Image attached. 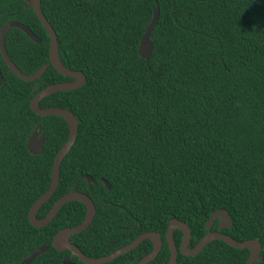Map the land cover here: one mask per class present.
<instances>
[{"label":"trees","instance_id":"1","mask_svg":"<svg viewBox=\"0 0 264 264\" xmlns=\"http://www.w3.org/2000/svg\"><path fill=\"white\" fill-rule=\"evenodd\" d=\"M57 35L63 66L80 71L86 84L51 94L41 108L70 111L78 121L74 145L59 169V184L36 217L77 191L93 201L92 223L70 241L90 258L103 257L145 232L163 246L148 264H166L165 232L184 221L194 247L208 233L205 222L225 209L232 226L223 233L241 242L256 239L264 264V0H41ZM159 17L145 60L137 48L154 9ZM21 22L5 36L6 51L25 75L48 64L49 37L23 0H0V28ZM0 264H20L51 244L61 229L80 224L85 206L63 205L42 228L28 212L49 188L55 155L68 138L66 122L30 110L44 87L68 81L49 65L34 82L13 75L0 55ZM37 86L33 90L34 86ZM43 152L26 141L37 125ZM88 175L93 182L82 178ZM104 180L109 188L100 181ZM215 229V227H214ZM182 234L174 231V242ZM150 240L106 264H136ZM69 251L50 247L30 264H62ZM247 249L221 240L177 264H244ZM70 262L84 264L73 257Z\"/></svg>","mask_w":264,"mask_h":264},{"label":"water","instance_id":"2","mask_svg":"<svg viewBox=\"0 0 264 264\" xmlns=\"http://www.w3.org/2000/svg\"><path fill=\"white\" fill-rule=\"evenodd\" d=\"M92 1V0H91ZM204 1V0H197ZM26 7H31L37 16L38 20L42 24L45 29L48 37H49V50H48V64H45L40 67L35 73L30 75L23 74L12 62L5 47V36L7 31L10 28H17L21 30L32 42L39 43L41 40L38 38L27 26L22 23L15 21L6 22L0 29V55L2 57L3 62L8 67L10 72L17 76L19 79L24 82H34L38 78H40L43 73L46 71L47 67L51 65L57 73L60 75L70 78L73 81L71 82H59L55 84L48 85L37 92L34 97L31 99L29 107L30 110L38 116H58L61 117L67 125L68 128V138L65 144L59 149L52 164L51 171V181L48 190L40 196L34 204L31 206L28 212V220L30 224L35 228H42L48 223H50L54 217L57 215L59 210L63 205L70 201H78L81 202L85 206V217L83 221L73 227L63 228L59 230L54 236L49 245H43L36 250H34L28 257H26L20 264H30L37 256L42 253H45L50 247L54 249L64 252L69 251L70 257H76L84 264H106L115 258L124 255L127 252L132 251L136 247H138L143 241L150 240L153 244V248L151 252L145 255L141 260H139L136 264H148L153 261L162 245V239L160 235L156 232H145L140 234L137 238H135L130 243L125 246L118 248L117 250L103 256L100 258H90L85 256L71 241L70 238L72 235L79 234L84 231L93 221L94 216L96 214V208L92 200L84 193L71 191L62 197H60L54 204L51 209L41 219L36 217L39 209L46 203L55 193L59 184V169L62 160L70 151L72 146L74 145L78 132V121L76 117L68 110L56 108V107H48L41 108L39 106V102L45 97L62 92L67 90H76L78 88L83 87L86 84V77L80 71L70 70L62 65L58 52H57V37L56 34L51 27L50 23L45 18L41 6L40 0H26ZM159 17L158 8L154 9L152 18L149 24L146 26L143 35L140 38L139 45L137 48L138 55L147 60L150 58L152 53V42L150 41V35L157 23ZM2 82V75L0 73V84ZM35 90V89H34ZM43 144H44V135L41 133V126L38 124L33 132L30 134L29 138L26 141V148L28 152L32 155H38L43 152ZM87 181H92V179L86 175L83 176ZM101 182L105 184L108 188L107 183L101 179ZM218 220V228L216 232H211V227L213 223ZM232 220L229 213L224 209L215 210L210 218L205 223V228L209 231L206 233L198 243L189 248L188 244L190 242L191 233L190 229L186 225L185 222L172 219L169 222L167 227V231L165 234V241L169 250V260L166 264H177L178 254L183 256H195L201 252V250L210 242L215 240H221L228 246L236 249H247L249 252V256L244 264H254L255 262L261 261V244L256 239H250L238 242L232 239L230 236L221 233L220 231L224 228L227 229L232 226ZM179 230L182 234V238L180 241V245L177 248L173 238L174 230ZM62 264H73L69 261V257H66Z\"/></svg>","mask_w":264,"mask_h":264},{"label":"flooded vegetation","instance_id":"3","mask_svg":"<svg viewBox=\"0 0 264 264\" xmlns=\"http://www.w3.org/2000/svg\"><path fill=\"white\" fill-rule=\"evenodd\" d=\"M40 1H41V0H40ZM23 6H24V8H26V9H27V8H31V7H26V0H23ZM40 6H41V5H40ZM31 9H32V8H31ZM32 10H33V9H32ZM33 12H34V11H33ZM34 14H35V13H34ZM35 16H36V15H35ZM36 17H37V16H36ZM37 19H38V18H37ZM10 21H13V20H10ZM47 21H48V20H47ZM7 22H8V21H7ZM15 22H16V21H15ZM39 22H40V21H39ZM19 23H21V22H19ZM3 25H4V24H3ZM3 25H2V26H3ZM41 25H42V24H41ZM50 25H51V24H50ZM2 26H1V27H2ZM51 27H52V26H51ZM0 29H1V28H0ZM10 29H11V28H10ZM44 30H45V29H44ZM53 30H54V29H53ZM54 32H55V31H54ZM55 34H56V33H55ZM56 37H57V35H56ZM40 40H41V39H40ZM39 43H40V42H39ZM57 52H58V43H57ZM8 56H9V55H8ZM1 58H2V57H1ZM59 59H60V58H59ZM4 64H5V63H4ZM15 66H16V65H15ZM50 66H51V65H50ZM48 67H49V66H48ZM48 67H47V68H48ZM7 68H8V67H7ZM46 70H47V69H46ZM43 74H44V73H43ZM66 78H67V77H66ZM38 79H39V78H38ZM38 79H37V80H38ZM35 81H36V80H35ZM71 81H73V80L69 78L68 81H59V82H71ZM59 82H58V83H59ZM36 88H37V86L35 85V86L33 87V90L36 89ZM209 218H210V217H209ZM209 218H208V219H209ZM171 220H172V219H171ZM177 220H178V219H177ZM180 221H182V220H180ZM169 222H170V221H169ZM183 222H184V221H183ZM205 223H206V222H205ZM168 225H169V224H168ZM186 225H187V224H186ZM187 226H188V225H187ZM214 227H215V229H214ZM188 228H189V227H188ZM217 228H218V221L216 220V221L213 223V225H212L210 231H211V232H216V231H217ZM176 230H177V229H176ZM223 230H224V228H223L220 232L223 233ZM166 231H167V230H166ZM174 231H175V230H174ZM208 232H209V231H208ZM156 233H157V232H156ZM158 234H159V233H158ZM165 234H166V232H165ZM223 234H224V233H223ZM159 235H160V234H159ZM160 237H161V235H160ZM173 238H174V232H173ZM161 239H162V237H161ZM179 245H180V244H179ZM179 245L176 246V247L178 248ZM162 246H163V240H162V245H161V247H160V251H161V249H162ZM188 247H189V244H188ZM189 248H190V247H189ZM160 251H159V253H160ZM127 253H128V252H127ZM159 253H158V254H159ZM125 254H126V253H125ZM85 256H86V255H85ZM66 257H69V261L72 260V258H73V257H70V252H69V254H68ZM87 257H88V256H87ZM75 258H76V257H75ZM142 258H143V257H142ZM142 258H141V259H142ZM77 259H78V258H77ZM141 259H140V260H141ZM79 261H80V260H79ZM80 262H81V261H80ZM71 263L76 264V263H74V262H71Z\"/></svg>","mask_w":264,"mask_h":264},{"label":"clouds","instance_id":"4","mask_svg":"<svg viewBox=\"0 0 264 264\" xmlns=\"http://www.w3.org/2000/svg\"><path fill=\"white\" fill-rule=\"evenodd\" d=\"M84 176V175H83ZM82 176V178L83 179H85L84 177ZM86 176H88V175H86ZM88 177H90V176H88ZM91 178V177H90ZM92 179V178H91ZM86 180V179H85ZM87 181V180H86ZM100 181H101V179H100ZM88 183H89V181H87ZM90 182H93V180L92 181H90ZM103 183V182H102ZM104 184V183H103ZM105 185V184H104ZM108 185V184H107ZM109 186V185H108ZM106 187V186H105ZM107 188V187H106ZM109 188V187H108ZM107 188V189H108ZM77 192V191H76ZM82 193V192H81ZM88 196V195H87ZM89 197V196H88ZM90 198V197H89ZM91 199V198H90ZM93 202V201H92ZM95 206V205H94ZM218 210V209H217ZM225 210V209H224ZM218 221V220H217ZM153 245V244H152ZM153 248V247H152Z\"/></svg>","mask_w":264,"mask_h":264},{"label":"bare ground","instance_id":"5","mask_svg":"<svg viewBox=\"0 0 264 264\" xmlns=\"http://www.w3.org/2000/svg\"><path fill=\"white\" fill-rule=\"evenodd\" d=\"M51 208V207H50Z\"/></svg>","mask_w":264,"mask_h":264}]
</instances>
